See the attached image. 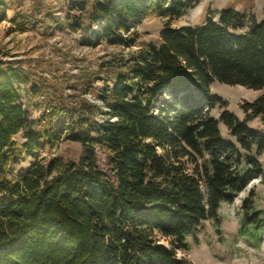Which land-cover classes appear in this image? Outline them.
<instances>
[{"label":"trees","instance_id":"trees-1","mask_svg":"<svg viewBox=\"0 0 264 264\" xmlns=\"http://www.w3.org/2000/svg\"><path fill=\"white\" fill-rule=\"evenodd\" d=\"M198 2L94 0L90 43L132 45L145 16L167 21L157 42L128 57L39 76L48 97L41 128L21 100L22 61L0 59V264H193L177 255L187 236L207 219L221 233L222 203L264 176V92L241 103L240 118L212 85L264 90V15L223 7L202 23L173 25ZM34 16L11 20L24 28ZM7 18L0 0V22ZM91 88L108 107L104 121L84 96ZM255 118L262 128L250 124ZM60 140L81 144L77 160L39 158ZM23 153L33 161L13 174ZM254 194L242 201L239 234L258 246L264 210Z\"/></svg>","mask_w":264,"mask_h":264},{"label":"rangeland","instance_id":"rangeland-1","mask_svg":"<svg viewBox=\"0 0 264 264\" xmlns=\"http://www.w3.org/2000/svg\"><path fill=\"white\" fill-rule=\"evenodd\" d=\"M93 1L6 0L8 18L0 22V59L22 61L25 80L19 84L20 96L29 119L35 121L34 126L37 128L43 125L42 114L48 101L43 86L38 83L39 76L51 77L54 71L72 75L85 68L96 69L102 64L128 57L149 42H157L160 39V30L167 21V18L159 14L145 16L134 28L137 39L132 45L112 44L105 40L99 43L92 40L90 43L88 10ZM196 5H202L203 12L194 19L191 11ZM196 5L181 17L173 19V25L202 23L209 15L216 14L223 7L251 12L257 19L264 15V0H199ZM32 13L37 18L27 21L24 28H19L18 23L11 20V17ZM78 22L81 25L79 27L76 26ZM36 82L38 88H35ZM212 89L227 100V107L240 118L244 115L241 103L252 101L264 92L263 89L220 82L213 83ZM65 90L67 93L71 91L68 87ZM84 96L89 101L98 97L94 88L88 90ZM221 110L222 108L217 107L212 113L218 117ZM250 124L262 128L260 118H255ZM220 129L225 137H232L222 121ZM14 137L21 146L25 139L23 131L20 130ZM80 154V143L60 140L53 146L41 149L38 156L44 158L58 155L65 159L77 160ZM98 157L101 163L105 162L104 150H98ZM259 158L264 168V151L259 153ZM32 161V156L23 153L11 164L12 173H19ZM252 189L255 192V207L264 210V176H255L235 196L234 201L222 203L219 209L221 233L217 232L214 221L207 219L194 234L187 236L188 247L178 249L177 255L193 264H264V230L258 246L239 234L241 204ZM162 241L167 243L164 238Z\"/></svg>","mask_w":264,"mask_h":264},{"label":"built area","instance_id":"built-area-1","mask_svg":"<svg viewBox=\"0 0 264 264\" xmlns=\"http://www.w3.org/2000/svg\"><path fill=\"white\" fill-rule=\"evenodd\" d=\"M91 102L97 104L101 108L102 113L99 114L98 119L100 121H104L106 119V113L108 110L107 105L99 97H94L91 99ZM111 120H115V117H112Z\"/></svg>","mask_w":264,"mask_h":264},{"label":"bare ground","instance_id":"bare-ground-1","mask_svg":"<svg viewBox=\"0 0 264 264\" xmlns=\"http://www.w3.org/2000/svg\"><path fill=\"white\" fill-rule=\"evenodd\" d=\"M203 12V6L202 5H196L192 11L191 15L194 19H197Z\"/></svg>","mask_w":264,"mask_h":264},{"label":"crops","instance_id":"crops-1","mask_svg":"<svg viewBox=\"0 0 264 264\" xmlns=\"http://www.w3.org/2000/svg\"><path fill=\"white\" fill-rule=\"evenodd\" d=\"M12 18V17H11Z\"/></svg>","mask_w":264,"mask_h":264}]
</instances>
